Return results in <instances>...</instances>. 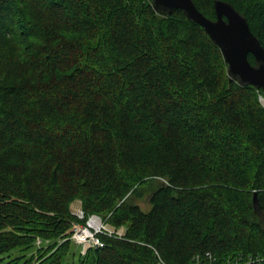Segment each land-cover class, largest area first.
Wrapping results in <instances>:
<instances>
[{
  "label": "trees",
  "instance_id": "1",
  "mask_svg": "<svg viewBox=\"0 0 264 264\" xmlns=\"http://www.w3.org/2000/svg\"><path fill=\"white\" fill-rule=\"evenodd\" d=\"M225 1L264 45V0ZM260 96L184 9L0 0V264H264ZM93 214L125 232L84 252Z\"/></svg>",
  "mask_w": 264,
  "mask_h": 264
},
{
  "label": "water",
  "instance_id": "2",
  "mask_svg": "<svg viewBox=\"0 0 264 264\" xmlns=\"http://www.w3.org/2000/svg\"><path fill=\"white\" fill-rule=\"evenodd\" d=\"M154 6L162 13H170L174 8L184 9L187 16L202 25L219 45L228 63L230 77L243 85L264 89V45L252 31L247 17L234 5L225 0H216V19L206 16L194 0H154ZM250 54L254 55L255 63L250 60ZM254 203L258 204L257 192Z\"/></svg>",
  "mask_w": 264,
  "mask_h": 264
},
{
  "label": "rangeland",
  "instance_id": "3",
  "mask_svg": "<svg viewBox=\"0 0 264 264\" xmlns=\"http://www.w3.org/2000/svg\"><path fill=\"white\" fill-rule=\"evenodd\" d=\"M159 183V181L155 182L154 185L152 187H150L149 189H145L143 190L142 192V195L141 196H135L134 197V201L137 202L138 204L141 205V207L145 210H149L151 208V204L149 202V199H150V195H151V190L156 186V184ZM72 210L73 212L78 215L79 217L83 218L84 217V211L82 209V202L79 200V199H76L73 203H72ZM96 214H93L91 215V217L88 219L87 221V225H89V221L90 219L95 216ZM99 216V215H98ZM102 220V219H101ZM76 224H79V223H75L74 224V228H75V225ZM90 226V225H89ZM83 229H86L83 227ZM124 232H125V227L121 226L119 228H116L108 223H105L103 220H102V224H100V226H96V227H91V235H92V238L94 240V238H97L99 236V233H106V234H109V235H112V236H118V237H123L124 236ZM91 239H88L87 241V247H86V243H85V247L83 246V251L85 252L87 249H89V247H92V246H95V247H103L105 245V242H104V245L103 246H100V245H96L93 243H91L90 245V242H91ZM101 239V238H100ZM102 240V239H101ZM103 241V240H102ZM89 244V245H88Z\"/></svg>",
  "mask_w": 264,
  "mask_h": 264
},
{
  "label": "built area",
  "instance_id": "4",
  "mask_svg": "<svg viewBox=\"0 0 264 264\" xmlns=\"http://www.w3.org/2000/svg\"><path fill=\"white\" fill-rule=\"evenodd\" d=\"M260 97H261V100H262V102L264 104V97L263 96H260ZM93 217H96V216H93ZM92 218L89 221V225L90 226L89 225L85 226V225H81V224H76L75 225V228H74L73 238L77 242L81 243L84 247H85V243H86V247H87V241H88V239H91L92 238V235L90 233L91 232V227H93V226H91V220H92ZM100 222H101L100 224H102L101 218H100ZM100 224L98 226H100ZM83 227L86 228V229H83ZM92 241L96 245H100V246H103L104 245V241H102L99 237L94 238V240L91 239L90 245H91ZM209 256H211V255L209 254Z\"/></svg>",
  "mask_w": 264,
  "mask_h": 264
},
{
  "label": "bare ground",
  "instance_id": "5",
  "mask_svg": "<svg viewBox=\"0 0 264 264\" xmlns=\"http://www.w3.org/2000/svg\"><path fill=\"white\" fill-rule=\"evenodd\" d=\"M100 218L99 217H93L92 220H91V226L95 227V226H98L100 224Z\"/></svg>",
  "mask_w": 264,
  "mask_h": 264
}]
</instances>
